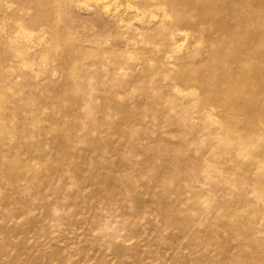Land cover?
Returning <instances> with one entry per match:
<instances>
[{
  "label": "bare ground",
  "instance_id": "bare-ground-1",
  "mask_svg": "<svg viewBox=\"0 0 264 264\" xmlns=\"http://www.w3.org/2000/svg\"><path fill=\"white\" fill-rule=\"evenodd\" d=\"M105 1L0 0V194L27 220L25 227L0 226V233L36 231L34 206L51 212L63 196L56 182L76 177L93 185L89 200L76 197L93 226L106 227L95 211L99 198L123 207L128 200L145 224H153V213L161 218V248L174 249L172 264L201 260L178 252L183 237L225 251V232L251 260L226 262L224 255L218 264H264V0H126L124 11H110ZM129 34L148 49L125 51ZM187 34L194 47L180 54L178 39ZM134 60L149 84L124 74ZM44 143L58 149L57 166L38 172L36 147ZM79 145L78 153L67 150ZM136 154L146 162L134 177ZM220 173L239 174L247 195ZM194 182L209 184V193ZM217 196L210 208L205 202ZM201 212L213 222L204 225ZM134 231L139 237L152 229ZM113 250L120 264L141 263L136 247ZM70 261L57 253L38 260Z\"/></svg>",
  "mask_w": 264,
  "mask_h": 264
},
{
  "label": "rangeland",
  "instance_id": "rangeland-1",
  "mask_svg": "<svg viewBox=\"0 0 264 264\" xmlns=\"http://www.w3.org/2000/svg\"><path fill=\"white\" fill-rule=\"evenodd\" d=\"M127 1L115 0L114 2V0H108L105 2L106 4L111 5L109 6L111 9L110 11H115L116 9L124 11L127 8ZM119 2L120 4L122 3L121 6H118ZM146 19L148 18L146 17L144 20ZM187 35H182L178 39L179 43L181 42L180 44H183L180 54L187 52L194 47L196 40L195 37L191 34L188 36ZM129 36V46L126 45L123 47L125 51H139L141 49H148V45L144 43L145 41L141 36H132L131 34H129ZM139 62L141 61L134 60L128 62V64H125L123 72L128 77L132 76V78H134L133 80L137 79L138 85L149 84V82H147L148 78L145 77L146 68L138 65ZM162 63L167 64L166 61L161 59L160 64ZM149 66H152V64L149 63ZM166 136L168 139L174 140L175 138L173 135ZM83 146L84 145H79L76 148L73 147L67 150L70 153H78ZM138 147H140V145H138ZM36 148V154L38 155V158L35 163V168L38 172L47 171L57 166L54 156L58 149L55 150L54 146L49 143H44ZM105 151H109V148H107ZM59 155L62 154L59 153ZM133 158L135 159L136 164L134 165L131 172L133 173V176L136 177L140 174V171L144 167L146 160L141 154H136ZM113 159L114 158L111 160ZM87 161L88 159H85V163ZM220 161H222V158ZM90 162L92 163L91 160ZM89 173L90 172L88 171L84 172L85 175H89ZM174 173L179 172L175 171ZM220 174L236 179L237 182L233 191L247 195L249 191L248 183H243L239 174ZM176 180L177 181L175 184H180L182 181V179L178 178ZM194 184L202 185L203 188L207 189V193H209V184L206 183L204 185L198 182H194ZM56 185L61 187L63 191V196L61 199H59L60 205L54 208L56 210L53 209L48 214H45L43 213L45 211L41 209L38 203L36 206H34L32 217L35 218V221L37 222L36 224L38 227L36 228V231H30L28 233L22 234L10 232L4 233V231L0 233V249L5 247L4 249L6 251L4 252L0 250V259L3 261H9L11 258L16 257L20 263H28L33 256L40 260L41 257L49 258L50 256L54 255V253H57L60 259L71 256V261L66 264H104L100 263V260H105V264H120L123 259L116 253V251L113 250V247L124 244L132 248H138L142 255L140 264L173 263L172 256L174 249L161 248V240H167V231H165L162 227L163 222L161 221V218L155 216L154 213L150 215V218L153 220V224H145V221L142 219L136 221L137 216L133 214L134 206L132 203L129 204L128 200L125 201L126 206L123 207L118 203H113L110 198H99L97 199V202H100V208H95V211L99 213L98 223L102 226H106L105 228H99L97 225L93 226L91 224L92 222L90 220L89 213L87 212L88 210H84V215L80 213L82 209L76 199L77 196H81L85 200H89V195H91L93 185L89 182H86L85 184L78 183L76 177H73V179L58 180ZM138 188L141 189L140 187ZM34 190H38L39 193L46 194L49 201L52 199V196L48 195L51 193L49 189L43 186H36ZM81 193L84 195H81ZM185 194L189 195L190 192H186ZM209 195L211 197L213 194ZM231 196L234 197L235 194H232ZM219 197L220 196H217L216 199L209 198L205 203L210 206V208H213L216 206ZM153 198L156 201L161 200L160 195H154ZM19 211L20 210L14 205L4 201L2 194H0V217L5 218H0V226H6V228L15 226L25 227L27 220L17 217V215H19ZM202 215L205 217L202 220L204 225L211 224L213 222L204 213H202ZM229 221L233 222L235 220L232 218ZM134 229H141L142 231L147 232H150L152 229V231L148 235L144 234L137 237L138 235H136ZM169 232H171V230ZM145 236H147L146 241L144 239ZM181 240L184 247L179 249L178 252L183 257L185 256L187 258L200 257L201 260L195 264H218L223 258H225V256L227 257L225 259L226 262H231L232 259L234 260L236 257L243 258L248 262L251 260V257L248 253L240 254L237 240L232 239V237H230L227 232L223 233L220 237V240H226L225 251L210 249L207 242L199 236L194 241H192L190 237H183ZM148 243L150 244L148 245ZM19 244L24 245L22 252H19L16 248ZM190 244H193L194 248L196 249L195 253L191 252V250H189L187 247ZM83 253H89V257L84 258ZM90 258H94V260ZM38 260H36L37 263L35 264H39ZM124 260L131 262L133 258L127 256ZM54 264L57 263L55 262Z\"/></svg>",
  "mask_w": 264,
  "mask_h": 264
}]
</instances>
